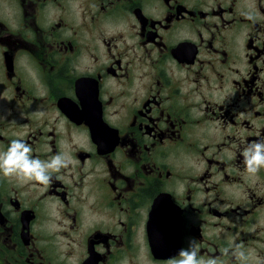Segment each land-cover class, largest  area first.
Here are the masks:
<instances>
[{"label": "flooded vegetation", "instance_id": "flooded-vegetation-1", "mask_svg": "<svg viewBox=\"0 0 264 264\" xmlns=\"http://www.w3.org/2000/svg\"><path fill=\"white\" fill-rule=\"evenodd\" d=\"M14 139L71 163L0 174V264H264V0H0Z\"/></svg>", "mask_w": 264, "mask_h": 264}, {"label": "clouds", "instance_id": "clouds-1", "mask_svg": "<svg viewBox=\"0 0 264 264\" xmlns=\"http://www.w3.org/2000/svg\"><path fill=\"white\" fill-rule=\"evenodd\" d=\"M32 147L21 139H14L10 142L6 151L0 152V174L6 178L14 177L21 183L36 182L47 185L51 182L52 172H59L67 168L71 163L70 159L63 154H56L48 160H41L32 156ZM243 165L249 174H256L264 168V140H256L248 143L242 150ZM237 249L232 255L237 259L244 256L243 252ZM228 254V249L224 250ZM169 264H217L215 258L207 260L199 257V245L194 239L189 240L188 248L179 251L178 258H171Z\"/></svg>", "mask_w": 264, "mask_h": 264}]
</instances>
